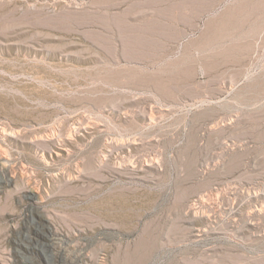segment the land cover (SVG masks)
I'll return each mask as SVG.
<instances>
[{
	"label": "rangeland",
	"instance_id": "374dc122",
	"mask_svg": "<svg viewBox=\"0 0 264 264\" xmlns=\"http://www.w3.org/2000/svg\"><path fill=\"white\" fill-rule=\"evenodd\" d=\"M199 1L0 0V264H264V0Z\"/></svg>",
	"mask_w": 264,
	"mask_h": 264
},
{
	"label": "bare ground",
	"instance_id": "6f19581e",
	"mask_svg": "<svg viewBox=\"0 0 264 264\" xmlns=\"http://www.w3.org/2000/svg\"><path fill=\"white\" fill-rule=\"evenodd\" d=\"M150 1H152V0H150ZM155 1H157V0H155ZM161 1H164V3H166V7L174 13H181V12L186 11V10H191L194 7H197L196 6L197 4L199 5V3H201L199 0H160V2ZM153 2H154V0H153ZM126 17H127V15H122V19H125ZM112 18H113L114 22L121 20L119 18V15H115ZM174 18H176V17H174ZM160 24H162V22ZM116 25L118 26L117 23H116Z\"/></svg>",
	"mask_w": 264,
	"mask_h": 264
}]
</instances>
